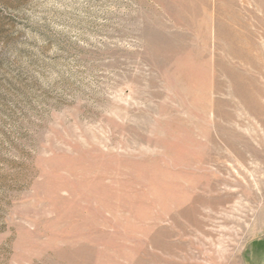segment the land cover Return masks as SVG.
<instances>
[{
    "label": "rangeland",
    "instance_id": "1",
    "mask_svg": "<svg viewBox=\"0 0 264 264\" xmlns=\"http://www.w3.org/2000/svg\"><path fill=\"white\" fill-rule=\"evenodd\" d=\"M264 239V0H0V264H244Z\"/></svg>",
    "mask_w": 264,
    "mask_h": 264
},
{
    "label": "crops",
    "instance_id": "2",
    "mask_svg": "<svg viewBox=\"0 0 264 264\" xmlns=\"http://www.w3.org/2000/svg\"><path fill=\"white\" fill-rule=\"evenodd\" d=\"M244 264H264V239L251 243L248 253L244 257Z\"/></svg>",
    "mask_w": 264,
    "mask_h": 264
}]
</instances>
